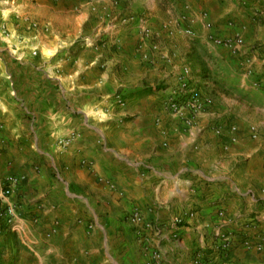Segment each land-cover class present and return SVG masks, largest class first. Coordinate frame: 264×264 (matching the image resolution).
<instances>
[{"label": "crops", "instance_id": "crops-1", "mask_svg": "<svg viewBox=\"0 0 264 264\" xmlns=\"http://www.w3.org/2000/svg\"><path fill=\"white\" fill-rule=\"evenodd\" d=\"M211 1L200 5L212 17L226 12L221 0ZM131 2L136 12L105 18L97 27L101 45L80 58L70 55L74 36L54 32L43 60L46 86L24 90L14 78L0 84L6 128L27 143L20 160L0 164V180L24 176L15 194L22 217L17 231L3 235V264L16 251L20 264H264V62L248 72L228 49L205 46L226 58L223 75L242 97H213L189 126L163 102L185 67L199 87L194 61L202 39L192 48L183 30L142 21L151 0ZM156 42L162 47L154 50ZM118 95L129 96L122 106L114 104ZM254 125L259 138L249 132ZM137 209L158 232L128 219Z\"/></svg>", "mask_w": 264, "mask_h": 264}, {"label": "rangeland", "instance_id": "rangeland-1", "mask_svg": "<svg viewBox=\"0 0 264 264\" xmlns=\"http://www.w3.org/2000/svg\"><path fill=\"white\" fill-rule=\"evenodd\" d=\"M84 1L76 3L74 7L66 8L58 5L56 0H54V4L51 3V0H0V84L4 79L14 78L15 83L24 90L33 82L46 86L48 78L46 72L42 70L43 60L51 55L49 46L51 45L50 41L54 38V32L69 33L74 36L76 48L70 55L76 59L82 57L86 50L101 45L96 36L97 27L105 18L109 16L112 20L111 17L118 12L129 11V14L136 12V9L133 10L131 2L135 0H110L111 5L107 7L104 0ZM200 1L212 3L211 0H154V3L151 0L152 4L140 17L147 24L155 23L171 30H183L186 39L192 42V48H194V44H198L196 39H202L200 45H197L202 50H197L194 61L196 66L199 65L201 68L196 72L199 88L212 99L224 96L239 100L242 96L234 89L232 80L226 78L223 75L224 71L221 70V67L226 65L223 63L226 58L220 61L219 59L222 57L220 54V56H216L217 59L211 54H206L205 46L228 49L240 58L241 68L250 66L248 72L256 68V62H264V0H221L226 5V12L216 13L213 17L210 15V11L201 8ZM192 3L196 5L192 7ZM197 25L201 27V30L197 29ZM221 29H224L221 32H233L234 34L222 36L220 32L217 33ZM202 30L204 31L202 32ZM167 39L172 38H165V40ZM217 39L230 40L234 44L232 46L220 44ZM239 39H242L243 43H238ZM255 40L256 42H254ZM162 44L164 45V41ZM162 44L156 42L154 50L161 48ZM202 57L207 60L204 58L202 60ZM255 57L257 61H255ZM26 58L30 62L29 66L22 64ZM230 63L232 62L230 61ZM186 69L193 76L191 67H185L184 71ZM127 77L129 78V76ZM203 81H206L204 86L201 85ZM127 82L130 83L132 80ZM127 97L129 98L126 95H118L114 104L122 106ZM6 125L7 121L0 114V164L18 160L20 155H24L22 150L27 144L25 141H21L22 136L12 138L13 135L9 133ZM30 140L32 141V139ZM60 143L61 140H59ZM174 223H176L175 220ZM181 223L176 224L180 225ZM152 225L153 228L150 230L144 228V233L147 231L149 233L158 232L155 225L153 223ZM92 226L90 225L91 228ZM3 235L4 233H0V264H3L4 259H8V251L5 250L7 249L6 240ZM229 236L226 235L223 238L225 240L223 246L226 243L229 247L231 246L232 239ZM227 249L229 248H225V250ZM23 251L30 252L32 250L27 247L23 248ZM18 254L20 251H16L11 256V264H20L19 261L14 260L17 259L16 257L12 258ZM50 257L51 255H48L46 259L53 263V259Z\"/></svg>", "mask_w": 264, "mask_h": 264}, {"label": "built area", "instance_id": "built-area-1", "mask_svg": "<svg viewBox=\"0 0 264 264\" xmlns=\"http://www.w3.org/2000/svg\"><path fill=\"white\" fill-rule=\"evenodd\" d=\"M217 41L228 46L234 44L230 40L217 39ZM238 43H243V40L239 39ZM212 104L213 99L193 83L191 73L186 69L178 77L177 85L166 92L163 108L165 112L172 113L187 125L192 126L197 122L199 115ZM231 130L234 133L232 140L237 141L239 127L234 124ZM249 132L253 138H259L262 135V132L255 126L250 127ZM61 144H69V139L61 140ZM23 180V175H11L0 180V233L17 231L18 221L22 217V203L16 199L15 194ZM128 219L136 225H142L146 230L153 228L152 223L145 220L143 212L139 209L134 210ZM175 222L179 224L182 219L176 218ZM224 247L229 248V245L226 243ZM152 264L163 263L157 260Z\"/></svg>", "mask_w": 264, "mask_h": 264}]
</instances>
